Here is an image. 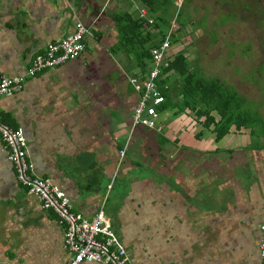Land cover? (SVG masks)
I'll list each match as a JSON object with an SVG mask.
<instances>
[{"label":"crops","instance_id":"0c3cea01","mask_svg":"<svg viewBox=\"0 0 264 264\" xmlns=\"http://www.w3.org/2000/svg\"><path fill=\"white\" fill-rule=\"evenodd\" d=\"M178 1L0 0V77L21 75L75 22L89 33L75 59L0 97V121L23 134L34 175L63 191L72 211L86 219L103 212L128 264H259L264 113L215 140L204 115L184 107L179 79L166 72L157 82L167 91L160 133H130L138 95L127 80L144 78L150 61L122 45L121 24L143 21V46L154 48ZM174 35L171 55L178 52ZM69 258L56 216L18 184L0 143V264Z\"/></svg>","mask_w":264,"mask_h":264},{"label":"built area","instance_id":"2783aa9c","mask_svg":"<svg viewBox=\"0 0 264 264\" xmlns=\"http://www.w3.org/2000/svg\"><path fill=\"white\" fill-rule=\"evenodd\" d=\"M133 2V0H124ZM178 1L177 7H179ZM139 17H144V10H139ZM177 14L170 22L168 30L160 43L150 50V68L142 79L130 77L127 81L138 99L132 110L130 133L136 127L160 133L157 125L158 107L164 101L163 90L157 85L168 67L172 57L171 39L177 29ZM88 28L75 22L71 33L65 38L48 44L42 53L35 55L21 75L0 77V97H11L22 89L27 78L49 69H55L65 62L75 59L84 48V38ZM0 143L5 150V158L13 167L18 184L34 197L40 208L52 212L62 231V244L70 255L67 264L99 263L128 264L124 248L119 244L103 212L98 210L90 219L71 210L70 199L48 179L34 175L27 160L26 142L19 130H14L0 121ZM124 149L118 152L119 160ZM258 254L264 264V221L258 225Z\"/></svg>","mask_w":264,"mask_h":264},{"label":"rangeland","instance_id":"374dc122","mask_svg":"<svg viewBox=\"0 0 264 264\" xmlns=\"http://www.w3.org/2000/svg\"><path fill=\"white\" fill-rule=\"evenodd\" d=\"M174 8L172 51L239 95L243 111L264 113V0H182Z\"/></svg>","mask_w":264,"mask_h":264},{"label":"trees","instance_id":"16d2710c","mask_svg":"<svg viewBox=\"0 0 264 264\" xmlns=\"http://www.w3.org/2000/svg\"><path fill=\"white\" fill-rule=\"evenodd\" d=\"M125 20V19H124ZM143 21L127 20L122 23L120 41L123 44L130 43L136 53V57L143 63L150 61L152 47L143 46L146 34L141 37ZM178 24L179 21H178ZM121 27V28H122ZM178 30V27L177 29ZM171 72L179 79V91L184 107L199 116L204 115L203 125L211 126L214 139L218 140L225 135L230 127H247L257 121L246 111L241 109L243 99L223 85L217 79H204L197 72L188 68L186 58L180 52L172 55L168 67L163 73ZM164 101L167 91L163 90ZM164 101L158 107V111L164 107ZM207 123V124H206Z\"/></svg>","mask_w":264,"mask_h":264},{"label":"flooded vegetation","instance_id":"af4514ba","mask_svg":"<svg viewBox=\"0 0 264 264\" xmlns=\"http://www.w3.org/2000/svg\"><path fill=\"white\" fill-rule=\"evenodd\" d=\"M252 16H256V15L254 14V15H252Z\"/></svg>","mask_w":264,"mask_h":264}]
</instances>
